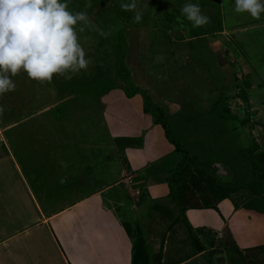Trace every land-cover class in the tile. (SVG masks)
<instances>
[{
	"label": "rangeland",
	"instance_id": "obj_1",
	"mask_svg": "<svg viewBox=\"0 0 264 264\" xmlns=\"http://www.w3.org/2000/svg\"><path fill=\"white\" fill-rule=\"evenodd\" d=\"M158 1L137 0V9L123 30L127 20L122 23L120 5L130 0H67L69 11L84 12L88 17V23L76 26L90 61L88 68L76 74L68 70L63 76L54 75L50 83L33 80L21 71L12 78L15 90L0 97L4 108L0 116V264H125V258L129 264H149L155 255L144 229L154 224L150 209L160 200L149 194L153 185L160 183H165L169 193L166 178L181 156L171 153L161 158L158 151L165 153L167 146H173L161 127V135L155 139L154 131L147 133L144 118L152 117L142 112L141 97L128 100L120 88L110 86L118 68L120 29L127 40L126 63L135 85L147 91L151 102L169 115L170 135L196 156L199 168L215 167L219 173L223 167L228 175L225 181L232 180L229 169L241 166L237 150L252 147L251 130L239 126L246 111L253 121L263 124L262 131L253 128V135L264 145V14L256 20L247 12L235 13L234 0L214 4L218 10L210 0H169L163 2V10ZM187 2L204 4L201 12L209 17V23L193 27L181 14ZM169 11L177 15L173 23L161 15ZM137 12L139 23L135 21ZM248 72L253 90L246 91L250 104L245 105L236 98L234 86L240 85ZM68 75L72 78L65 79ZM223 94L230 98L232 116L238 121L232 117L221 120L209 112ZM149 143L155 151L148 149ZM132 150L137 154L136 171L128 164L132 156L127 151ZM139 151L145 152L143 158ZM189 168L194 170V166ZM121 171L135 174L136 186L129 185V189L140 191V201L121 184ZM202 178L209 184L212 179L208 172ZM117 181L100 196L103 207L96 208L107 209L112 221L96 211V200H89L81 211L90 214L87 219L77 217L62 228L57 221L49 228L39 223L42 214L73 205ZM248 194L250 197V191L239 193L243 200ZM161 201L162 218H157V226L165 235L178 211L168 194ZM77 210L72 213L80 214ZM178 222L180 230L170 232L173 250H166L163 264H207L201 257L194 258L190 244L174 249L178 242L173 238H189L190 242L187 224ZM51 230L57 243L52 241ZM123 234L135 251L117 243ZM215 235L211 234L212 241L217 239ZM230 252L237 261L234 251ZM259 255L255 262L264 264L263 255Z\"/></svg>",
	"mask_w": 264,
	"mask_h": 264
},
{
	"label": "trees",
	"instance_id": "obj_2",
	"mask_svg": "<svg viewBox=\"0 0 264 264\" xmlns=\"http://www.w3.org/2000/svg\"><path fill=\"white\" fill-rule=\"evenodd\" d=\"M219 1L221 0H210V4L214 6V4L218 3L219 6ZM151 2H153V0H151ZM163 2L167 3L169 0H159V9L161 8L163 10ZM103 3L104 2L101 3L102 6H105ZM199 6L200 8H203L205 5L200 4ZM215 8L218 10V7ZM134 12L135 10L125 11L122 9V11H120L122 14V23L127 20L126 23H123V30L127 28V24H129V20L132 18ZM161 15H164L163 18L168 16V19L170 22L172 20V23L177 17V15L171 11L164 12ZM126 47L127 40L122 35L120 29L116 41L118 68L113 74L114 77H112L110 81V86L120 88L128 100H132L136 96H140L142 102V112L144 114L150 115L155 125L160 124L165 138L173 146L174 151L181 156L180 161L176 164L170 175L166 178V182L170 189L168 196L177 208L178 217L176 219L182 220L187 224L188 233H190L189 236L191 239V246L193 247L195 254H201V258H203L207 264H215V252L209 250L201 242L199 236L193 231V228L187 221V218L185 217V211L190 208H200L194 204V202H192V196H194L193 192H201L203 196L210 198L207 208L210 207L216 210L215 204L218 201L229 199L233 208L242 206L244 208L252 209L258 214L264 215V145L262 146L260 142H258L252 135V147L237 150V154L240 157L239 164L241 166L239 164L238 165L241 168L239 167L237 170L236 168L234 170L229 169V172L234 175L233 176L231 174L233 177L231 181H225L227 180V177L224 179L218 173H216L218 168H199V165L196 162V156L191 155L178 140H175V138L170 135V130L168 124L166 123L167 117H169V115L163 110L162 107L151 102L147 91L135 85L131 71L126 63ZM233 78L236 80V82L238 81L235 75H233ZM251 85V75L246 74L244 75L241 84H236L234 86L237 90L236 98L241 99L245 105H248L249 103L246 91H249ZM229 99L230 98L228 96H224V94L221 95L217 101L209 107V112L216 114L221 120L228 119V117L235 118L232 116L233 112L229 107ZM245 114V118L239 121V126L241 128L252 131L255 126L263 127L262 123L253 121L251 118L252 114L249 111H246ZM235 119L238 121L237 118ZM42 129L46 132V127L42 126ZM251 131L249 134H251ZM4 133L6 134L7 132ZM7 140L8 143H12V139ZM262 144H264V137L262 139ZM191 166H194L193 171L195 172L192 170L190 171L189 167ZM207 172L212 177L210 184L206 181V179L202 178L203 173ZM243 190L246 192H251L250 197L248 194L246 200L241 199L239 195V193ZM161 260L162 257L159 253L156 264H161Z\"/></svg>",
	"mask_w": 264,
	"mask_h": 264
},
{
	"label": "clouds",
	"instance_id": "obj_3",
	"mask_svg": "<svg viewBox=\"0 0 264 264\" xmlns=\"http://www.w3.org/2000/svg\"><path fill=\"white\" fill-rule=\"evenodd\" d=\"M234 5L235 13L247 12L256 20L264 14V0H234ZM120 7L136 10L137 0ZM181 14L193 27L209 23L197 3H185ZM140 20L137 12L135 21ZM78 22L86 24L88 17L84 12L69 11L67 0H0V97L15 90L12 78L21 71L33 80L50 83L54 75L86 70L90 61L79 42ZM3 112L0 106V116Z\"/></svg>",
	"mask_w": 264,
	"mask_h": 264
},
{
	"label": "crops",
	"instance_id": "obj_4",
	"mask_svg": "<svg viewBox=\"0 0 264 264\" xmlns=\"http://www.w3.org/2000/svg\"><path fill=\"white\" fill-rule=\"evenodd\" d=\"M247 74H250V72H248ZM251 84L253 85L252 81H251ZM252 85L249 90H253ZM252 113H255V112H252ZM148 118H144L146 119L145 122L148 124V129H149L147 133H151L152 131H154L152 138L155 139L156 136L161 135L160 126L155 125L153 121ZM149 120L151 121V124H149ZM255 128H259L262 131V127L260 126H255L254 129ZM254 129H252L251 131L252 135L255 133ZM253 136L255 137L256 135H253ZM152 138H151V141H152ZM154 143L156 145V140L154 141ZM147 145L150 146L148 149H150L151 151L156 150V148L150 143ZM158 152H160L161 158H165L166 156L168 157L170 156L169 154L171 153L178 155V153L174 151V148L173 147L169 148V146H167L165 153L163 152V150H160ZM139 153H141L140 158H143L145 152L139 151L138 155ZM127 154L128 155L130 154L132 156V158H128L129 159L128 164L134 168L133 171H136V166L138 165V163L135 162L136 161L135 157H137L136 152L134 150L127 151ZM120 177L122 178L120 182L121 184L125 186L127 193L130 196L135 197V199L138 198V200L140 201V197H142L140 191L134 190L130 192V189H129V185H132L134 187L136 186L135 174L129 173V171L127 172L121 171ZM117 184H118V181L113 185H108L98 191H95L90 196L82 198L79 201L75 202V204L66 206L57 212L51 213L47 216H44L42 214L41 221L39 223L49 228L50 223L52 221H57V223L60 224L62 228L65 222L75 220L77 219V217L79 219H81L82 217L84 219H87L90 214L86 211L85 213L81 212L82 209L84 208V205L89 200H92V201L96 200L98 204L95 207V209L103 207L100 196L103 194V192L107 188H110L111 186H115ZM165 188H166L165 183L153 185V188L151 189V192L152 190L153 192L149 194V196L150 195L152 196L153 200H155L154 198H156V200H160V201H156L157 204L152 205V208L150 209L151 212L153 213V218H154L153 223L154 224L152 226L150 225L149 229L145 225V229H144L146 236L148 238V239L146 238V240L151 242L154 248V252H155V255L149 258V261H148L149 264H156V260H157L159 253L161 254V257H162L161 264H163V261L165 259L164 254H166L165 253L166 250L170 249V247L172 246V234H170V232L173 229L172 230L173 233H176L178 230H180V226H181L180 222H178V220L175 218L174 220H172L171 224L168 226V228H170V231L166 232L165 235H161L159 232L161 226H157V223L162 218L161 217L162 215L160 216V211H159L160 204L158 203H162L161 198H164L168 194ZM157 189H158V192H156ZM154 191L156 193H154ZM193 193H194V196H192V202H194V204H196L200 208L187 209L185 211V217L187 218V221L190 223L191 227L193 228V231L199 236L201 242L209 250H212L215 252V255H214L215 264H217L216 261H221L223 264H255V263L260 264L261 263L260 261H258V263L255 262L256 260L254 257H258L260 256L259 254H261L263 255V258H264V215L258 214L254 210L244 208L242 206L233 208L229 199H223V200L218 201L215 204L216 210L210 207L207 208L210 198L203 196V195L200 196L198 194L199 192H193ZM198 196H200V199L198 198ZM203 198H205L206 200L208 199V203H203L204 201L206 202V200ZM136 202L138 201L136 200ZM172 208L170 207V209ZM76 209H78L77 211L81 213L80 214L72 213V211L74 212ZM96 211H102L105 217L106 216L111 217L110 218L111 221L114 219L112 218V214L109 213L107 209H103V208L98 209V210L96 209ZM157 218H160V219H157ZM163 218H165V216H163ZM89 228L91 231H93L94 223L91 222L89 224ZM204 230H208V231H204ZM204 233L207 234L208 237H205ZM212 233L216 234L215 236L217 239L215 241L211 240ZM50 236L52 238V241L57 243L55 235L52 230L50 231ZM173 239H174L173 241L178 242V244H174L175 245L174 249H176L177 248L176 245H179V244L187 245L188 247H190L189 244L191 245V239L189 242V238H186L182 241L176 240L175 238ZM216 241L218 242V244H215ZM225 241L227 242L226 245L224 244ZM112 243H113V239H112ZM117 243L124 244L125 247L129 250V252H133L136 250L135 248H132L133 250L131 249L130 241L126 238L125 234H123V236H120V235L118 236ZM138 249H141V245L138 246ZM170 250H173L172 247ZM230 250L234 251L235 253L234 256L237 258V261H235L231 257V255H229L231 254ZM239 255L241 256L240 257L241 261H239L238 259ZM62 256L64 257L63 254H61V257ZM143 256H145L148 260V255L146 254V252L143 254ZM200 257H201V254H195L194 256V258H200ZM124 261L126 262L125 264H129V260L127 262V258H125ZM262 263H264V261Z\"/></svg>",
	"mask_w": 264,
	"mask_h": 264
},
{
	"label": "water",
	"instance_id": "obj_5",
	"mask_svg": "<svg viewBox=\"0 0 264 264\" xmlns=\"http://www.w3.org/2000/svg\"><path fill=\"white\" fill-rule=\"evenodd\" d=\"M222 178L226 179L227 172L225 171V169L223 167L220 168L219 173H218Z\"/></svg>",
	"mask_w": 264,
	"mask_h": 264
}]
</instances>
